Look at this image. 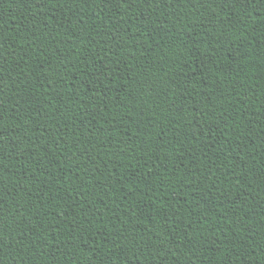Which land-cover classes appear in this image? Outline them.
Here are the masks:
<instances>
[{"label":"trees","instance_id":"1","mask_svg":"<svg viewBox=\"0 0 264 264\" xmlns=\"http://www.w3.org/2000/svg\"><path fill=\"white\" fill-rule=\"evenodd\" d=\"M0 264H264V0H0Z\"/></svg>","mask_w":264,"mask_h":264}]
</instances>
